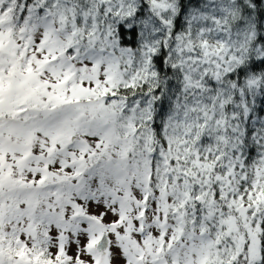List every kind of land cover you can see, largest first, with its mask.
Segmentation results:
<instances>
[{
    "label": "snow or ice",
    "instance_id": "6c2138e0",
    "mask_svg": "<svg viewBox=\"0 0 264 264\" xmlns=\"http://www.w3.org/2000/svg\"><path fill=\"white\" fill-rule=\"evenodd\" d=\"M0 264H264V0H0Z\"/></svg>",
    "mask_w": 264,
    "mask_h": 264
}]
</instances>
